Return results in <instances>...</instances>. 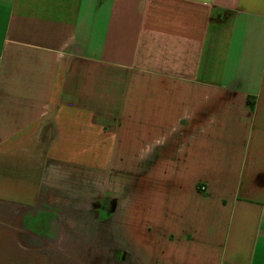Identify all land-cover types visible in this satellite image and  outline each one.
Returning a JSON list of instances; mask_svg holds the SVG:
<instances>
[{
	"label": "crops",
	"instance_id": "obj_1",
	"mask_svg": "<svg viewBox=\"0 0 264 264\" xmlns=\"http://www.w3.org/2000/svg\"><path fill=\"white\" fill-rule=\"evenodd\" d=\"M0 264H264V0H0Z\"/></svg>",
	"mask_w": 264,
	"mask_h": 264
},
{
	"label": "rangeland",
	"instance_id": "obj_2",
	"mask_svg": "<svg viewBox=\"0 0 264 264\" xmlns=\"http://www.w3.org/2000/svg\"><path fill=\"white\" fill-rule=\"evenodd\" d=\"M75 185L74 188L71 186H68V189H74L78 190L80 184H72ZM84 187L86 184H82ZM89 185V184H88ZM94 187V190L92 193L98 199V202L96 204V208L100 212H103L104 214L109 213L108 215H111L113 208H117V202L120 200L122 194L120 191L114 190L111 187H108L107 184H92ZM83 187V191L85 192V188ZM137 188V186H136Z\"/></svg>",
	"mask_w": 264,
	"mask_h": 264
},
{
	"label": "built area",
	"instance_id": "obj_3",
	"mask_svg": "<svg viewBox=\"0 0 264 264\" xmlns=\"http://www.w3.org/2000/svg\"><path fill=\"white\" fill-rule=\"evenodd\" d=\"M148 1H150V0H148Z\"/></svg>",
	"mask_w": 264,
	"mask_h": 264
}]
</instances>
